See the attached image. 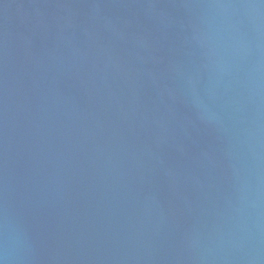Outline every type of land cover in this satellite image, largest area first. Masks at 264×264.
<instances>
[{"label":"water","instance_id":"water-1","mask_svg":"<svg viewBox=\"0 0 264 264\" xmlns=\"http://www.w3.org/2000/svg\"><path fill=\"white\" fill-rule=\"evenodd\" d=\"M0 264H264V0H0Z\"/></svg>","mask_w":264,"mask_h":264}]
</instances>
